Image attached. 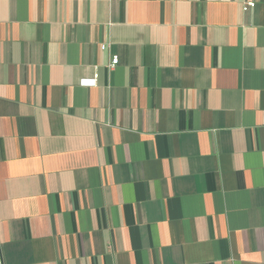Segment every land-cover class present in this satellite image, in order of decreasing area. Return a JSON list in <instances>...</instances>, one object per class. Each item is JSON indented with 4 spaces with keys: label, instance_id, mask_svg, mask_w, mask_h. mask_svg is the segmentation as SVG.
Masks as SVG:
<instances>
[{
    "label": "crops",
    "instance_id": "crops-1",
    "mask_svg": "<svg viewBox=\"0 0 264 264\" xmlns=\"http://www.w3.org/2000/svg\"><path fill=\"white\" fill-rule=\"evenodd\" d=\"M0 264H264V0H0Z\"/></svg>",
    "mask_w": 264,
    "mask_h": 264
},
{
    "label": "built area",
    "instance_id": "built-area-1",
    "mask_svg": "<svg viewBox=\"0 0 264 264\" xmlns=\"http://www.w3.org/2000/svg\"><path fill=\"white\" fill-rule=\"evenodd\" d=\"M254 6H255V3H254V2H248V3H246V4L243 6L242 10H243V11H247V10H249V9H252ZM117 63H118V57H117V56H113V57L111 58L110 67L115 66ZM96 78H97V75L95 74V75L93 76V78H91L90 80H88L87 82H85L84 85H87V86H93V85L95 84V82H96Z\"/></svg>",
    "mask_w": 264,
    "mask_h": 264
}]
</instances>
